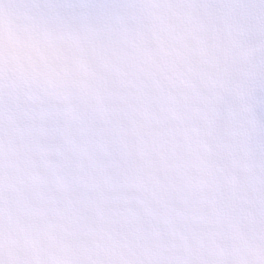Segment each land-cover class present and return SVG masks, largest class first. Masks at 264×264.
<instances>
[{"label": "snow or ice", "instance_id": "6c2138e0", "mask_svg": "<svg viewBox=\"0 0 264 264\" xmlns=\"http://www.w3.org/2000/svg\"><path fill=\"white\" fill-rule=\"evenodd\" d=\"M0 264H264V0H0Z\"/></svg>", "mask_w": 264, "mask_h": 264}]
</instances>
